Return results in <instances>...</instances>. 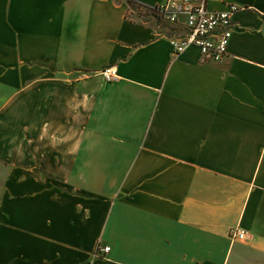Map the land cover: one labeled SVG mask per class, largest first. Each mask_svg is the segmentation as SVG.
Instances as JSON below:
<instances>
[{
	"label": "crops",
	"instance_id": "obj_1",
	"mask_svg": "<svg viewBox=\"0 0 264 264\" xmlns=\"http://www.w3.org/2000/svg\"><path fill=\"white\" fill-rule=\"evenodd\" d=\"M229 4L204 62L128 0H0V264H264V0Z\"/></svg>",
	"mask_w": 264,
	"mask_h": 264
},
{
	"label": "built area",
	"instance_id": "obj_2",
	"mask_svg": "<svg viewBox=\"0 0 264 264\" xmlns=\"http://www.w3.org/2000/svg\"><path fill=\"white\" fill-rule=\"evenodd\" d=\"M135 3V6L155 18L185 27L184 34L170 38L174 54L180 55L195 47L200 50L204 62L222 60L228 54L234 34L233 18L241 9L236 4H229L225 10L213 11L209 9V0H163L156 6ZM100 75L106 82L116 81L120 77L115 67L104 69ZM230 238L233 242L245 241L248 232L234 228ZM110 252V246L99 247L102 256Z\"/></svg>",
	"mask_w": 264,
	"mask_h": 264
},
{
	"label": "trees",
	"instance_id": "obj_3",
	"mask_svg": "<svg viewBox=\"0 0 264 264\" xmlns=\"http://www.w3.org/2000/svg\"><path fill=\"white\" fill-rule=\"evenodd\" d=\"M128 3L132 6V7H136V8H139L140 9V7L139 6H135V2L133 1V0H128Z\"/></svg>",
	"mask_w": 264,
	"mask_h": 264
},
{
	"label": "rangeland",
	"instance_id": "obj_4",
	"mask_svg": "<svg viewBox=\"0 0 264 264\" xmlns=\"http://www.w3.org/2000/svg\"><path fill=\"white\" fill-rule=\"evenodd\" d=\"M4 174V172H2ZM4 176V175H3Z\"/></svg>",
	"mask_w": 264,
	"mask_h": 264
}]
</instances>
